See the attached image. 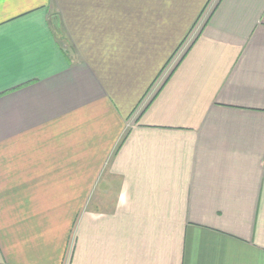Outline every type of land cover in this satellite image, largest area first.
<instances>
[{
	"label": "crops",
	"instance_id": "obj_1",
	"mask_svg": "<svg viewBox=\"0 0 264 264\" xmlns=\"http://www.w3.org/2000/svg\"><path fill=\"white\" fill-rule=\"evenodd\" d=\"M0 264H264V0H0Z\"/></svg>",
	"mask_w": 264,
	"mask_h": 264
},
{
	"label": "rangeland",
	"instance_id": "obj_2",
	"mask_svg": "<svg viewBox=\"0 0 264 264\" xmlns=\"http://www.w3.org/2000/svg\"><path fill=\"white\" fill-rule=\"evenodd\" d=\"M187 40H189V39H187ZM187 40H186V41H187ZM186 41H185V43H186ZM183 42H184V41H183ZM183 42H182V43H183ZM185 43H184V44H185ZM184 44H181L182 46L180 45V46L178 47V51H177V53L173 54V55L170 57V59L168 60V62L166 63V65H171V66H172V65H175V63L178 61L179 57L182 55V54L180 53V51H181V49L183 48ZM169 68H170V66L167 67V69L163 71V73H162L163 76H165V75L167 74ZM163 76H162V77H163Z\"/></svg>",
	"mask_w": 264,
	"mask_h": 264
},
{
	"label": "built area",
	"instance_id": "obj_3",
	"mask_svg": "<svg viewBox=\"0 0 264 264\" xmlns=\"http://www.w3.org/2000/svg\"><path fill=\"white\" fill-rule=\"evenodd\" d=\"M198 24H200V23H198ZM190 40H191V38H190L189 40H187L186 43L184 44L183 48H182L181 51H180L181 54H182L183 51L185 50L186 45L189 43ZM169 66H170V68L172 67L171 65H169ZM169 66H168V67H169ZM170 68H169V69H170Z\"/></svg>",
	"mask_w": 264,
	"mask_h": 264
}]
</instances>
